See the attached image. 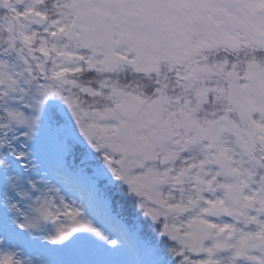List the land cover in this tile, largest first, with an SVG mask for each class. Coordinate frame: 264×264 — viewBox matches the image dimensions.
<instances>
[{"label":"rangeland","instance_id":"rangeland-1","mask_svg":"<svg viewBox=\"0 0 264 264\" xmlns=\"http://www.w3.org/2000/svg\"><path fill=\"white\" fill-rule=\"evenodd\" d=\"M7 2L27 46L52 55L49 65L35 59L45 81L66 73L69 84L38 83L31 95L21 80L27 58L15 55L12 61L10 49H0V107L7 117L0 120V158L10 144L35 191L27 192L20 165L8 163L15 179L12 195L0 206V264H56V252L66 264L91 259L102 264L105 252L122 254L111 231H92L93 217L86 212L96 211L85 193L67 192L52 176V160L40 156L39 148L51 156L60 143L37 140L38 148L23 152L35 115L44 117L49 105L64 119L61 130L70 145L79 148V164L96 179L126 185L139 200L138 215L165 223L160 238L177 247L179 264H264V249L256 241V236L264 240V0ZM14 31L0 14V43L6 33L16 43ZM123 33L117 42L114 36ZM218 52L227 56H214ZM217 59L221 62L212 63ZM160 63L169 69L165 75ZM145 75L157 76L147 80L162 85L158 95L141 116L119 117L110 103L129 87L136 98L150 96ZM175 75L187 82L163 84ZM193 88L201 91L198 98H192ZM258 113L260 123L253 119ZM235 119L247 122L249 132L245 127L241 132ZM159 121L173 129L169 145L157 140L154 126L147 127ZM214 207L225 209L226 216L213 215ZM194 218L212 229L211 237L192 228ZM216 244L222 252H214Z\"/></svg>","mask_w":264,"mask_h":264},{"label":"trees","instance_id":"trees-1","mask_svg":"<svg viewBox=\"0 0 264 264\" xmlns=\"http://www.w3.org/2000/svg\"><path fill=\"white\" fill-rule=\"evenodd\" d=\"M32 79H34L33 75ZM53 108L57 109L54 106ZM35 116L37 120L30 127L28 141L25 143L23 149V152H27V154L39 147L35 143L37 140L42 142L45 139H50L51 136V128L45 115L44 117H40L37 113ZM0 120L7 121L5 111L1 107ZM40 150L41 148H39ZM2 179L4 186L3 195L6 200V197L10 198L12 195L15 178L11 177L9 170L4 165ZM91 186L90 190L95 196L94 205L101 208L105 218L125 228L129 232V235L138 241L137 251L140 257V264L181 263V260L177 258V247L172 245L170 240L168 242L166 239L160 238V232H162L164 228L163 224L165 223L154 224L148 220L146 215L139 213V216L136 213V209L139 211V200L128 190L126 185L118 181H107L103 184L102 181H98L95 178L92 179ZM84 188L89 189V186L84 184ZM136 216L139 218L138 221L136 220ZM92 231L96 232L97 235L106 233L105 227L96 224L93 225ZM86 238V236H82V240ZM81 243L83 244L84 242ZM118 254L115 255L117 260H115L114 264H132L129 252L125 251L123 255ZM91 260L94 261V259ZM91 260L89 261L91 262Z\"/></svg>","mask_w":264,"mask_h":264},{"label":"water","instance_id":"water-1","mask_svg":"<svg viewBox=\"0 0 264 264\" xmlns=\"http://www.w3.org/2000/svg\"><path fill=\"white\" fill-rule=\"evenodd\" d=\"M2 4H3V8L7 11L8 10V6L7 3L2 0ZM12 21L15 23L16 29H17V35L20 36L21 32H20V21L18 18L11 16ZM21 45L23 47H25V43L23 41H21ZM27 53L29 55L30 60H34V50L32 49H28ZM43 60L46 64H49L51 61V56L48 54H43L42 55ZM67 75L66 74H62L59 76H51L50 79L55 81L58 84H61L63 87H67L68 85V79H67ZM146 105L145 101H137L134 99H129L127 96L124 98L123 102L120 104H114L113 106V110L119 114V115H139L144 107ZM156 132L158 134V138L160 141L165 142V143H169L172 140V133L170 131V129L165 126L164 124H158L155 127ZM213 213L214 214H219V215H224L226 213V211L224 209L221 208H214L213 209ZM192 225L193 228L196 229L198 232L202 233L204 235V237L208 238L211 236L212 231L209 227H207L203 222H201L200 220L194 219L192 220ZM219 236H221V234H219ZM214 251L219 253L222 251V246L220 244H216L214 247Z\"/></svg>","mask_w":264,"mask_h":264},{"label":"flooded vegetation","instance_id":"flooded-vegetation-1","mask_svg":"<svg viewBox=\"0 0 264 264\" xmlns=\"http://www.w3.org/2000/svg\"><path fill=\"white\" fill-rule=\"evenodd\" d=\"M261 249V248H260ZM263 251V250H262Z\"/></svg>","mask_w":264,"mask_h":264}]
</instances>
